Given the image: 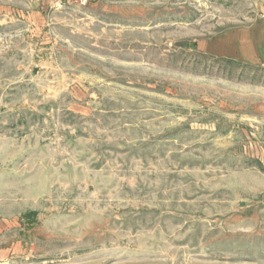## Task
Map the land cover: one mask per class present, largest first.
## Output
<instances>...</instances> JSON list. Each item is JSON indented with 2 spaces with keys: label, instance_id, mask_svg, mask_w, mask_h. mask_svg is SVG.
Listing matches in <instances>:
<instances>
[{
  "label": "rangeland",
  "instance_id": "374dc122",
  "mask_svg": "<svg viewBox=\"0 0 264 264\" xmlns=\"http://www.w3.org/2000/svg\"><path fill=\"white\" fill-rule=\"evenodd\" d=\"M4 2L0 264H264V0Z\"/></svg>",
  "mask_w": 264,
  "mask_h": 264
},
{
  "label": "crops",
  "instance_id": "0c3cea01",
  "mask_svg": "<svg viewBox=\"0 0 264 264\" xmlns=\"http://www.w3.org/2000/svg\"><path fill=\"white\" fill-rule=\"evenodd\" d=\"M34 5V16L41 17L43 11L59 4L64 0H25ZM102 2L104 0H90ZM14 9L10 3H0V17L8 16ZM213 45L201 44V49L210 54H221L238 60L258 61L264 63V14L248 26L238 27L228 36L227 33L217 40L211 41Z\"/></svg>",
  "mask_w": 264,
  "mask_h": 264
},
{
  "label": "built area",
  "instance_id": "2783aa9c",
  "mask_svg": "<svg viewBox=\"0 0 264 264\" xmlns=\"http://www.w3.org/2000/svg\"><path fill=\"white\" fill-rule=\"evenodd\" d=\"M86 1V0H85Z\"/></svg>",
  "mask_w": 264,
  "mask_h": 264
}]
</instances>
